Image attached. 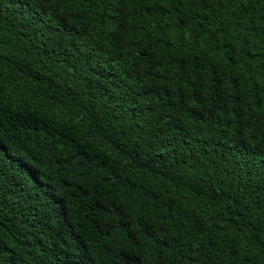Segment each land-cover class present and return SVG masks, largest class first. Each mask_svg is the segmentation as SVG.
Segmentation results:
<instances>
[{"label": "trees", "instance_id": "trees-1", "mask_svg": "<svg viewBox=\"0 0 264 264\" xmlns=\"http://www.w3.org/2000/svg\"><path fill=\"white\" fill-rule=\"evenodd\" d=\"M0 264H264V0H0Z\"/></svg>", "mask_w": 264, "mask_h": 264}]
</instances>
